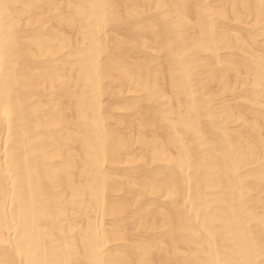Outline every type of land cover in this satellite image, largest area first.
Wrapping results in <instances>:
<instances>
[{
  "label": "bare ground",
  "instance_id": "obj_1",
  "mask_svg": "<svg viewBox=\"0 0 264 264\" xmlns=\"http://www.w3.org/2000/svg\"><path fill=\"white\" fill-rule=\"evenodd\" d=\"M0 2V264H261L264 0Z\"/></svg>",
  "mask_w": 264,
  "mask_h": 264
},
{
  "label": "snow or ice",
  "instance_id": "obj_2",
  "mask_svg": "<svg viewBox=\"0 0 264 264\" xmlns=\"http://www.w3.org/2000/svg\"><path fill=\"white\" fill-rule=\"evenodd\" d=\"M8 5L0 2V10L7 9ZM262 254H264V243H262ZM261 264H264V260L261 261Z\"/></svg>",
  "mask_w": 264,
  "mask_h": 264
}]
</instances>
